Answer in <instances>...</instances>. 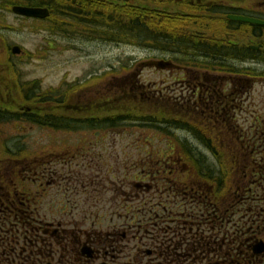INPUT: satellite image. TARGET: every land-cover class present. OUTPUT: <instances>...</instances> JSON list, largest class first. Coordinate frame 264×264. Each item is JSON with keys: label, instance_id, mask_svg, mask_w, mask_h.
Here are the masks:
<instances>
[{"label": "trees", "instance_id": "16d2710c", "mask_svg": "<svg viewBox=\"0 0 264 264\" xmlns=\"http://www.w3.org/2000/svg\"><path fill=\"white\" fill-rule=\"evenodd\" d=\"M9 1L32 6L39 1H49L45 4L51 12L49 21L58 13L60 17L56 32L60 34H68L75 28L89 29L108 42L151 43L157 44L163 51L169 46L176 52L195 46L193 40L177 33L185 21L178 15L115 6L107 2L101 4L98 1L60 0L57 9L51 0ZM71 4L81 7L74 13L82 19L79 17L78 23L74 22V25H71L72 20L68 17ZM124 86H119L118 92L123 91ZM72 92L73 89L61 94L57 90L41 92L37 82L26 83L23 101L31 104V107L25 108L30 111L25 110L26 114L19 116L10 113L12 111L3 115L0 110V118L3 122H26L30 127L58 132H78L85 126L100 131L104 129L106 133L118 129L122 132V124H137V129L139 126H151L166 134L170 129L185 132L199 145L200 151L191 148L187 141L171 140L162 153L147 154L141 159L142 162L138 160L133 163V166L139 167L136 171L138 179L162 184V187H157L164 191L162 201L168 202L173 198L170 196L177 193L180 195L176 199L183 200L178 213L160 206L159 214L154 211L149 214L152 220L158 215L161 218L169 216L170 220L179 219L178 222L183 225H192V230H187L186 234H173L168 229H160L158 234L163 235L157 234L158 237H154L153 241L158 240L163 244L176 241L173 245L180 246L181 254L174 258L185 262L264 264V252L259 256L252 253L255 244L264 242V126L255 125L253 136L247 143L242 140L241 127L228 122L226 113L222 114L213 108L197 110L172 104H166L171 107L167 109L165 106L159 107L156 102H153L155 111L149 112L140 105L147 97L139 89H136L133 102L123 99L120 100L122 103L116 102L121 109H111L113 105L104 107L106 113H112L86 119L87 106L75 101ZM105 92H108L106 96L111 95L113 98L105 96L104 105L109 102L114 104L117 99L114 93ZM73 105L80 115L72 120L68 119L67 113L71 112ZM159 125H165L166 128ZM19 131H23L21 125ZM13 147L15 151L6 147L0 157V264H36L34 254L38 251L30 249L38 248L41 250L39 252L48 254L49 251L45 249L49 248L51 242L45 237L40 224L29 218L32 206H38V199L29 188H33L36 183L33 167L46 161L35 156L27 147H22L19 142ZM47 165H53V161L49 160ZM179 215L184 216L185 221Z\"/></svg>", "mask_w": 264, "mask_h": 264}, {"label": "flooded vegetation", "instance_id": "af4514ba", "mask_svg": "<svg viewBox=\"0 0 264 264\" xmlns=\"http://www.w3.org/2000/svg\"><path fill=\"white\" fill-rule=\"evenodd\" d=\"M85 1H98L101 4L105 2L120 4L121 1L131 2L132 0ZM149 1L153 3L162 2L160 0ZM166 1L174 3L181 8L182 12L177 13L185 21L188 20V17L190 19L193 18L197 30L194 39L188 38L195 42L194 48L184 51V48L182 49V53L185 56L194 54L193 62L183 61V63H178L171 56L163 59L168 62L166 70L171 77H181L173 85L177 84L179 86L180 95L184 97L183 101L190 103L194 108H213L220 110L222 114L226 113L228 122L241 127L242 140L248 143L253 136L254 126H264L262 116L254 115V112L250 113L253 103L252 94L255 87L261 84L264 88V0ZM11 2L13 1L0 0V11H7L13 14L12 8L15 6L44 9L47 11L48 16L43 20L14 16L19 20L33 22L34 25L49 26V29L45 30L52 35H58L56 30L58 17L60 16L57 13L49 21L48 18L51 16L49 15L51 12L45 6L49 1H39L35 6L29 3L20 5ZM59 2L60 0H51L56 9L57 5L59 6ZM79 8L81 9V7L71 4L69 8L71 12L68 9V17L72 20L71 25L76 24L74 22L78 23L79 17H81L74 13ZM154 10L165 14L170 12L165 10V8L161 9L160 6H156ZM189 13L193 15H189ZM185 21L181 23V27L185 24ZM90 33H93L91 36L95 39L102 38L96 35L93 30ZM183 36L188 37L187 34ZM46 43L48 49L51 46H55L52 44L54 41H46ZM9 54L12 55L9 48L5 47L2 51L3 57L0 58L3 68L2 72L5 71L7 74L11 72L13 76V79L12 76L11 79L9 77V82L8 75L0 77V110L3 115H8L10 110L30 111L29 108H25L26 106L31 107L30 103L26 105L20 104L23 103L19 101L20 98L18 99L15 95L12 96L15 91L21 93L23 97V88L26 82H20L18 72L12 65L6 67L11 58ZM9 83L13 84V89ZM171 86L170 84L166 88L170 90ZM105 90L103 89L98 96L95 95L90 99L86 94L83 96L81 103L82 106H87V108L85 107L86 119H89V117L97 118V116L100 118L105 115ZM261 98L264 100V95ZM249 99H252L250 104L248 103ZM17 101H19L18 104ZM55 104L54 102V107H56ZM79 113L80 111L74 109L73 105L71 112L67 113L68 119H77L80 115ZM25 114L22 113L21 115L24 116ZM241 115L243 116L242 121L239 122ZM1 120L0 123H4L3 119ZM102 130L101 132L106 135L105 130ZM254 131L257 132V129H254ZM235 132L237 134L238 130ZM74 135L76 136L77 134ZM95 135L92 134L91 136L94 140H98L95 138L98 135ZM231 135L232 133H230L229 138H231ZM0 137H3V135L0 134ZM44 156L56 157L54 155H41L39 158L43 159ZM60 166L63 168L67 165L63 163ZM34 168L40 174L35 177L38 180L39 189H42L43 185L47 187L53 186L52 182L46 181L48 178L51 181L53 174L57 173L53 167L40 164ZM68 169L69 173L72 174L71 167H68ZM74 184H77L78 187L75 188L71 185L68 188L71 198L79 192L78 190H81V192L84 190V194L88 193L89 184L86 179L82 184L78 182H74ZM126 184L132 185L130 196L122 195L119 192L118 196L112 199V204L119 205L114 212L115 214L109 217L110 223L114 221L112 226L108 225L110 223H106V217L104 216L98 217L83 213V210L78 209L79 202L76 200L73 203L67 198L66 204L69 205L70 209L61 213L59 218H57L58 220L52 219V221L48 219L46 213H41V210L38 209L39 206H33V213L29 215V218L35 222H41L42 220L51 222L49 226H46V230L43 231L45 237L47 236L51 242L49 248L45 249L49 253H41L38 248L30 249L38 251L34 254L36 264H199L195 261L185 262L179 258L178 260L175 259L174 256H179L181 251L180 246L173 245V240L169 244H160V242L152 241L145 236L149 228H154L152 219L146 220L149 213L151 211L158 212L160 206L169 208V203L166 201H162L161 198L155 200L151 197L154 193L153 190L157 189V187H162V184L153 183V185H148L147 183H139L136 180V175H134L132 181L121 182L116 187L125 191ZM140 184L143 187L144 197H138ZM114 190L116 194L117 189L115 188ZM157 191L160 192L162 190L157 189ZM36 194L40 199L42 194L39 192ZM88 201L86 199V202ZM34 203L36 204L35 201ZM140 214L141 217L138 223L136 220H138L137 218ZM174 232L177 233L175 229L170 233L174 234ZM41 248L43 249V247ZM23 256L26 258L25 255Z\"/></svg>", "mask_w": 264, "mask_h": 264}, {"label": "rangeland", "instance_id": "374dc122", "mask_svg": "<svg viewBox=\"0 0 264 264\" xmlns=\"http://www.w3.org/2000/svg\"><path fill=\"white\" fill-rule=\"evenodd\" d=\"M160 1L162 2L153 3L149 0H132L131 2L121 1L120 4L132 8L147 7L150 9L151 7V10L160 6L161 9L165 8V10L170 11L169 15L182 12L178 5L166 0ZM115 6H119V4ZM189 15L193 14L189 13ZM187 19L189 21L186 20L185 24L177 30V33L179 32V36L187 34L186 39H194L197 34L194 19H190V17ZM45 29L48 30L49 26L34 25L33 22L16 19L11 12L0 11V58L3 57L2 51L5 47L10 48L14 45L20 47L21 53L19 55L12 57L9 54L11 58L6 67L13 66L18 72V79L21 83L37 81L41 92L52 88L57 90L58 94L65 91L70 92L73 89L74 99L80 102H82L85 94L90 99L95 95L98 96L103 89H106L105 91L113 92L117 98L114 104L109 102L111 105L108 103L104 105L105 108H110L113 105L111 109L114 107L121 109L122 107L117 106L116 102L122 99L133 102L136 89L144 91L142 94L146 95L147 100L140 95L145 100L140 105L146 107L149 112L154 110L153 102L158 103L159 107L165 106L167 109L171 107H167L166 104H169L168 106H171L170 104L174 106L183 104L182 102L177 103L173 97L169 96L171 91H167L169 95L166 94L165 96L163 90V87L173 85L181 77H171L167 70L148 67L147 62L163 60L169 56L178 63L193 62L194 54L185 56L184 53L176 52L170 46L163 51L157 47V44L151 43L135 42L136 44L132 45L108 43L103 39L93 38L87 29L74 30L73 34L69 36L66 34L55 36ZM46 41H54L52 44L56 48L51 46L48 49ZM2 69L0 63V77L8 75L9 82L11 73L2 72ZM124 84L123 91L118 92L119 86ZM9 85L13 89V84L9 83ZM263 92V85L258 84L252 94L253 103L250 113L254 112V115L262 116L264 120V100L261 98L264 95ZM106 94L108 92H105V96ZM175 95L184 100V97L180 95L179 88L176 89ZM110 97L111 95L106 96V98ZM251 102L252 99H249L248 103ZM18 103L19 101H17ZM120 103L122 102L120 101ZM109 113L112 112H105V114ZM242 117L241 115L239 122L242 121ZM158 118L160 119V116ZM19 125L23 128L22 132H19ZM121 127H124L122 132L118 129L113 133H106V135L100 130L94 131L87 128L81 132L66 133L50 129L41 130L35 126H28L26 122L10 120V122L0 123V134L3 135L0 137V157L3 156L6 147L15 151L13 145L18 142L22 147L25 146L30 149L35 156L42 155V153H54L56 156L54 161L57 162L53 164V168L57 173L53 174L51 181L50 178L47 179L53 183V186L44 185L43 193L40 192L42 194V208L48 210V219L51 221L52 219L58 220L57 218L61 213L70 209V207H66L68 198L73 203L75 200L78 201V209L83 210V213L98 217L104 216L106 223H110L109 217L115 214L114 212L119 207V205L112 204V199L118 196L119 192L122 195L130 196L131 184H126L125 191L119 190L116 186L121 182L132 181L133 174L139 168L133 166L134 162L136 163L138 160L142 162L141 159L147 154L162 153L168 148L171 140L187 141L191 148L201 150L194 139L183 131L170 129L166 134L152 129L151 126H144L143 128L139 126L137 129V124H122ZM159 127L166 128L165 125H159ZM92 134L98 135L99 141H95L91 136ZM83 135L85 136L82 137ZM51 149H54V152L50 151ZM65 151L67 153H64ZM43 159L49 162L46 156ZM59 160L65 161L67 166L62 168V166L56 165ZM68 167H71L72 174L69 173ZM85 179L89 184L88 193L84 194V190L82 192L78 190L79 192L71 198L68 188L71 185L77 188L78 186L74 182L82 184ZM138 182L153 185L149 181L138 180ZM115 188L117 189L116 194L114 193ZM29 189L32 193H36L35 187ZM142 190L141 185L138 190V197H144ZM153 192L151 197L159 200L164 191L159 192L154 189ZM179 195L177 193L170 197L175 199ZM86 199L89 201L86 202ZM47 222L43 221L42 223ZM113 222L108 225L112 226Z\"/></svg>", "mask_w": 264, "mask_h": 264}, {"label": "water", "instance_id": "95a60500", "mask_svg": "<svg viewBox=\"0 0 264 264\" xmlns=\"http://www.w3.org/2000/svg\"><path fill=\"white\" fill-rule=\"evenodd\" d=\"M12 11L17 15L28 17V18H35V19H44L48 16V13L46 10H41L38 8H27V7L15 6L12 8ZM11 52L13 54H18L19 49L17 47H14ZM166 65L167 63L163 61H159L154 64L155 68L160 69V70L164 69ZM263 249H264L263 243H258L256 246H254L253 252L255 254H259L263 251Z\"/></svg>", "mask_w": 264, "mask_h": 264}]
</instances>
